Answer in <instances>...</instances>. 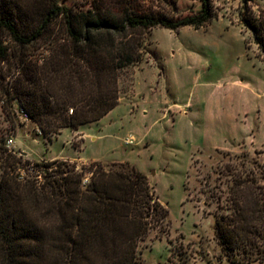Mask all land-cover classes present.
Here are the masks:
<instances>
[{"label":"trees","instance_id":"obj_1","mask_svg":"<svg viewBox=\"0 0 264 264\" xmlns=\"http://www.w3.org/2000/svg\"><path fill=\"white\" fill-rule=\"evenodd\" d=\"M200 2L195 14L175 18L142 0H92L86 8L0 0L10 110L17 100L44 134L100 121L120 102L122 76L143 62L152 29H199L214 20L213 0ZM249 26L263 47L264 21L260 30ZM30 163L0 145V264H145L141 242L152 229L168 230L169 209L135 166ZM227 172V189L212 195L218 260L264 264V172L263 181L253 170Z\"/></svg>","mask_w":264,"mask_h":264},{"label":"rangeland","instance_id":"obj_2","mask_svg":"<svg viewBox=\"0 0 264 264\" xmlns=\"http://www.w3.org/2000/svg\"><path fill=\"white\" fill-rule=\"evenodd\" d=\"M91 1L61 0L84 8ZM142 1L175 18L201 7L200 0ZM213 3L216 17L208 30L152 29L143 62L121 78L117 107L78 128L44 134L12 112L2 88L10 80L8 65L0 64V145L30 165L61 159L81 170L94 161L128 163L148 177L169 209V224L141 242L145 264H231L218 260L212 195L227 189L228 167L253 170L263 181L264 46L249 23L261 29L264 0Z\"/></svg>","mask_w":264,"mask_h":264},{"label":"built area","instance_id":"obj_3","mask_svg":"<svg viewBox=\"0 0 264 264\" xmlns=\"http://www.w3.org/2000/svg\"><path fill=\"white\" fill-rule=\"evenodd\" d=\"M14 106H15L14 107V112L16 114H18L23 121L31 120L29 115L22 109V107L20 106V104H19V102L17 100L15 101V105ZM12 142H13V140L9 139L8 140V145L11 144Z\"/></svg>","mask_w":264,"mask_h":264},{"label":"crops","instance_id":"obj_4","mask_svg":"<svg viewBox=\"0 0 264 264\" xmlns=\"http://www.w3.org/2000/svg\"><path fill=\"white\" fill-rule=\"evenodd\" d=\"M212 23H213V21L210 23V24H208L207 26H205L206 28H207V30L212 26ZM231 24V23H230ZM232 25V24H231ZM233 26V25H232ZM186 27H192V26H186ZM205 27H201V28H205ZM183 28H185V27H183ZM182 29V28H181ZM195 29H197V28H195ZM200 29V28H199ZM173 31V30H172ZM179 30H177V31H175V32H178Z\"/></svg>","mask_w":264,"mask_h":264}]
</instances>
